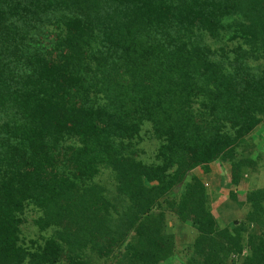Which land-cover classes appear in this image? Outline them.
<instances>
[{"label":"trees","instance_id":"trees-1","mask_svg":"<svg viewBox=\"0 0 264 264\" xmlns=\"http://www.w3.org/2000/svg\"><path fill=\"white\" fill-rule=\"evenodd\" d=\"M261 126L264 0H0V264H164L163 205L195 232L183 264H264V187L239 192ZM213 162L232 229L186 179Z\"/></svg>","mask_w":264,"mask_h":264},{"label":"rangeland","instance_id":"rangeland-1","mask_svg":"<svg viewBox=\"0 0 264 264\" xmlns=\"http://www.w3.org/2000/svg\"><path fill=\"white\" fill-rule=\"evenodd\" d=\"M256 131L249 135L246 140L248 143L247 145H250L253 152L255 153L259 151V143L256 139L258 135ZM153 143V141L147 140L144 136V140L140 144V149H142L144 153L140 156V159L143 161L150 160L152 157L150 153L152 150H154L155 145ZM251 148L249 150H251ZM248 153L249 151L247 153L245 151V155ZM263 162L264 161L261 163ZM256 165L257 166L255 167V170L251 171L249 169L247 172L243 173L244 181L239 187V192L240 190L247 192L252 189L264 187V168L260 167L262 165L259 161L256 162ZM191 174L198 177L204 183L208 191L207 193L210 197V208L213 215L218 219L219 225L226 226L230 229L237 227L233 221L244 220L247 207H237V204L229 197L230 191L233 189L230 186L229 163L213 162L210 165V172L208 173L203 172L201 168L197 167L188 174L186 177L187 180H189ZM97 181L101 182L102 185H106L107 187L110 186V184L112 186V182H110L107 173L100 174L97 177ZM163 207L166 209L167 231L174 235V243L177 254L176 256H172L167 261H165L164 264H183L187 256L185 254V250H187L188 246L192 243L195 232H193L189 226L183 225L180 223V221H177L176 216L166 208V205H163ZM39 214V211L31 206L28 207L24 213V223L21 225V236L24 238L27 245H29L30 240L36 241V238L37 240H40L38 238L40 230L38 229L37 225L33 223ZM41 233H43L44 236L51 234L50 231H44ZM244 254L245 251H242V253H239V256L241 257ZM239 256L236 255L235 258L232 256L231 259H236L237 261L240 258ZM90 264H117V262L114 259L94 258L91 259Z\"/></svg>","mask_w":264,"mask_h":264},{"label":"crops","instance_id":"crops-1","mask_svg":"<svg viewBox=\"0 0 264 264\" xmlns=\"http://www.w3.org/2000/svg\"><path fill=\"white\" fill-rule=\"evenodd\" d=\"M257 141L259 143L258 150L264 154V127H260L257 131ZM255 156V155H254ZM264 160V155L262 156Z\"/></svg>","mask_w":264,"mask_h":264}]
</instances>
